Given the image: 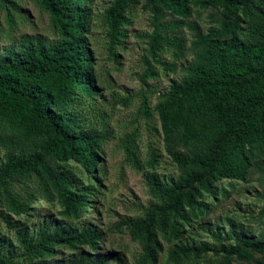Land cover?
Wrapping results in <instances>:
<instances>
[{
  "label": "trees",
  "instance_id": "obj_1",
  "mask_svg": "<svg viewBox=\"0 0 264 264\" xmlns=\"http://www.w3.org/2000/svg\"><path fill=\"white\" fill-rule=\"evenodd\" d=\"M34 1L49 13L56 33L52 41L28 36L14 40L19 27L27 24L29 18L18 0H0L6 35L11 40L0 51V114L16 131L0 136V144L6 148L0 163V193L5 195L10 211L26 213L33 195L24 200L12 189L11 182L35 177L45 198L55 193L63 216L78 218L88 209L96 186L83 185L68 165L55 166L53 160L78 159L93 173L108 139L107 133L87 126L76 108L77 103L97 92L86 37L92 0ZM129 1L114 0L106 9L113 43L126 36L124 10ZM147 1L153 12V30L147 34L150 53L156 58L166 45L173 46L175 61H158L172 71L183 55L186 39L171 34L177 23L164 21L165 15L187 16L198 5H215L223 13L220 26L212 27L208 33L191 25L196 31L192 41L196 53L193 61L182 67L185 76L160 93L154 109L148 97H144L139 108V114L145 117H152L153 111L158 113L169 154L180 170V175L168 182L157 174L147 175L154 202L143 214L120 221L141 244L139 263L157 264L163 250L162 239L171 242L182 237L186 231L184 221L209 209L203 194L212 193L222 179L244 178L257 150L254 146L264 145V15L255 26L258 40L240 42V18H233V14L241 9L244 15L251 16L252 4L248 0ZM147 73L158 76L152 66ZM136 135H128L125 148L135 167L141 169ZM179 144L193 145L195 149L184 153L177 148ZM156 160L157 155L151 154L150 164ZM220 190L225 192L224 188ZM260 215L264 218V207ZM5 220L14 226L10 217ZM17 236L24 255L19 264H47L48 258L63 247H86L88 251L54 264H106L114 258L113 254H97L104 231L93 224L74 227L48 216L35 235L18 230ZM212 236L222 243L219 247L213 248L204 241L175 243L168 251L169 262L177 264L210 250L223 252L227 261L231 257L248 261L254 251L264 252V228L258 238L235 228L225 235L217 229ZM226 240H233V244L226 245ZM0 264H14L13 257L0 255Z\"/></svg>",
  "mask_w": 264,
  "mask_h": 264
},
{
  "label": "rangeland",
  "instance_id": "obj_2",
  "mask_svg": "<svg viewBox=\"0 0 264 264\" xmlns=\"http://www.w3.org/2000/svg\"><path fill=\"white\" fill-rule=\"evenodd\" d=\"M113 1L92 0L86 37L93 59L97 92L76 104L86 125L107 133L108 139L99 153L93 173L81 166L78 159L53 160L55 166L68 165L83 185L92 184L96 186V190L91 195L86 212L78 218H71L61 213L63 207L55 193L50 198H45L35 177L13 180L12 189L24 200L28 199V195H33L28 212L19 215L9 210L5 195L0 193V255L12 256L14 264H19L18 262L24 259L23 248L17 236L18 230H27L30 235H35L38 226L48 216L74 227L93 224L101 228L104 237L97 254L101 257L114 255L106 264H140L141 244L131 237L127 226L120 221L122 218L143 214L144 209L154 202L155 199L148 189L147 175L157 174L167 182L180 175V170L172 160L168 145L164 141L158 113L153 111L152 117H145L139 114V108L144 97H148L149 104L154 109L160 93L185 76L182 67L191 63L196 53V49L192 47L196 31L191 25H196L203 33H208L212 27H219L223 19L222 8L215 5H198L192 7L187 16L174 13L165 15L164 21L177 23V27L170 31L171 34L186 39L183 55L176 61V70L172 71L158 61H175L173 46L166 45L156 58L150 53L147 34L153 30V12L147 0L128 2L124 10L126 22L123 26L126 36L119 42L111 41L106 9ZM18 2L22 5V12L27 14L29 22L19 27L13 36L14 40L28 36L52 41L56 33L51 25L49 13L40 8L34 0ZM248 2L252 4L251 16L244 15L241 9L233 14V18H240V42L258 40L255 26L264 15V0ZM0 28L2 51L11 44V40L6 35L5 12L1 9ZM149 66L158 71V76L147 73ZM15 132L0 114V136L5 137ZM133 132L137 133L135 144L143 164L141 169L135 167L125 148V140ZM254 147L257 150L253 152L252 165L245 177L222 179L217 181L212 193H204L203 198L209 209L184 221L186 231L182 237L171 242L162 239L163 250L159 253L157 264H174L169 262L168 251L175 243L193 244L204 241L213 248L219 247L222 243L212 236L213 231L217 229H220L223 235L230 232L231 228L247 230L258 238L264 228V218L260 215V210L264 207V145L257 144ZM177 148L184 153H191L195 146L179 144ZM5 153L6 148L0 144V163L4 160ZM153 153L157 155V160L151 165ZM221 188H224L225 192L220 190ZM5 217H10L14 226H10ZM224 243L230 246L233 240H226ZM86 251V247H63L55 256L48 258L47 264L64 262ZM177 264H264V252L254 251L253 258L248 261L235 257L227 261L223 252L215 253L210 250L200 257L191 256Z\"/></svg>",
  "mask_w": 264,
  "mask_h": 264
}]
</instances>
